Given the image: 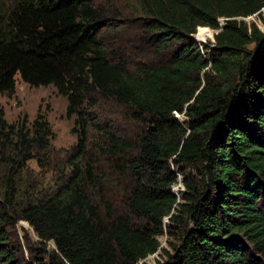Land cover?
Returning <instances> with one entry per match:
<instances>
[{"label": "trees", "instance_id": "trees-1", "mask_svg": "<svg viewBox=\"0 0 264 264\" xmlns=\"http://www.w3.org/2000/svg\"><path fill=\"white\" fill-rule=\"evenodd\" d=\"M3 3L0 96L53 88L75 140L52 166L47 112L0 105V264H137L162 236L158 264H264V0Z\"/></svg>", "mask_w": 264, "mask_h": 264}, {"label": "rangeland", "instance_id": "rangeland-1", "mask_svg": "<svg viewBox=\"0 0 264 264\" xmlns=\"http://www.w3.org/2000/svg\"><path fill=\"white\" fill-rule=\"evenodd\" d=\"M103 1V0H99ZM112 3L120 9L122 12L129 11L135 3V0H110ZM5 8L3 0H0V9ZM127 14V15H128ZM247 24L254 23L257 28L264 35V9L258 16H252L244 19ZM222 25V20L219 21ZM208 29V28H207ZM198 30V29H197ZM205 36L199 40L195 38L198 42L206 43L207 41H213V30L208 29ZM198 32H196L197 34ZM195 36V35H194ZM0 105L4 112V117L7 122L13 123L16 121H23L24 118L27 121H32L36 115L38 109L41 112H47V120L53 131L52 148L53 151L49 152V161L52 166L59 163V159L64 158L63 151L66 150L70 145L74 143V136L71 134L70 129L72 127V120L65 118V99L56 94V92L51 87H39L31 88L24 83H22L17 76H15V88L13 94L10 96L2 95L0 96ZM179 120H182L181 116H178ZM43 170L39 169L34 161L29 162L25 169L21 172L19 177H21L24 183H35V182H48L49 176L46 175ZM179 184L173 187L179 191L182 189L180 183V176H178ZM167 222V219H165ZM15 233L21 238L22 244L26 241L31 244L34 248V242L36 241V236L34 235L32 229L24 222H18L15 227ZM160 250L148 256L146 259L139 261L137 264H158V262L163 263L167 258L162 255L163 250H167L171 253L169 243H173V239H168V236H162L159 238Z\"/></svg>", "mask_w": 264, "mask_h": 264}, {"label": "bare ground", "instance_id": "bare-ground-1", "mask_svg": "<svg viewBox=\"0 0 264 264\" xmlns=\"http://www.w3.org/2000/svg\"><path fill=\"white\" fill-rule=\"evenodd\" d=\"M209 31L207 28H202L198 31L197 34H195V38L201 40L204 36H205V33Z\"/></svg>", "mask_w": 264, "mask_h": 264}, {"label": "water", "instance_id": "water-1", "mask_svg": "<svg viewBox=\"0 0 264 264\" xmlns=\"http://www.w3.org/2000/svg\"><path fill=\"white\" fill-rule=\"evenodd\" d=\"M262 10H263V9H262ZM262 10H261V11H262ZM253 16H256V14L253 15ZM250 17H252V16H250ZM248 18H249V17H248ZM216 33H217V32H214L213 35H215ZM191 38H192V40H194L195 42L197 41V40L195 39V36H194V35H191ZM197 43H198V42H197ZM200 43H203V42H200ZM180 183L182 184L181 180H180ZM178 184H179V180H178ZM178 192H179L178 189H176V188L173 189V193H174L175 195H177Z\"/></svg>", "mask_w": 264, "mask_h": 264}]
</instances>
